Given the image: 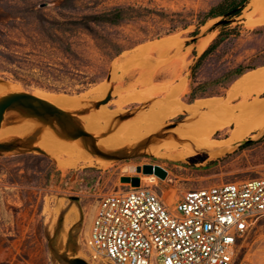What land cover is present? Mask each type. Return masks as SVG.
<instances>
[{
    "label": "rangeland",
    "instance_id": "rangeland-1",
    "mask_svg": "<svg viewBox=\"0 0 264 264\" xmlns=\"http://www.w3.org/2000/svg\"><path fill=\"white\" fill-rule=\"evenodd\" d=\"M218 1L111 0L95 10L137 3L162 9L166 13L183 8L197 13L206 11ZM57 5L58 0H0V81L16 85L23 92L33 95L37 92L61 97L80 96L88 100L93 99V90L98 85L107 84V93L111 91V98L102 105L103 116L111 118L109 112L117 110L118 100L124 98L126 102L113 122L120 127L126 126L162 97L146 102L130 100L136 93H143L144 87L134 84L137 73H122L124 66L136 61L135 53L140 46L175 37L177 41L173 42L177 45L158 64L160 71L153 82L172 81L169 86L180 87L179 99L182 103L192 105L202 101L203 104L194 111L186 110L168 119L166 129L169 131L145 138L134 146L137 149L134 153L122 160H83L61 169L49 154L30 153L24 158H20L21 155L0 156V264H51L42 223V210L47 197L77 199L82 215L77 239L78 258L88 263L83 243L95 206L105 195L141 186L155 192L170 207L190 191L221 183L264 179V131L255 130L243 140L257 141L255 144L238 150L242 144L238 143L212 157L198 140L181 136L177 129L190 122L197 113L209 114L213 107L237 109L233 104L238 100H231L230 95L226 99H198L192 104H187L184 98L189 92L190 68L217 36L219 29L211 28L219 19L207 22L200 29L197 41L190 43L188 33L193 27L161 35L157 39L146 38L142 33L161 31L162 27L157 23L129 22L116 27L89 24L88 28L80 30L67 23L92 14L93 1L79 0L74 9L67 10L58 9ZM256 17L257 14L248 6L242 12L240 22H232L231 27L241 25L240 37L224 42L202 62L195 73L196 84L207 83L210 84L209 89L223 92L222 87L228 81L227 73L238 65L264 68L259 67L264 64V24L248 26V21H255ZM56 27L62 32L55 31ZM67 45L69 52L64 51ZM115 45H119L122 52L109 58L106 55L111 54ZM263 93L254 94L247 101L254 100L252 106L258 103L255 99L262 98ZM96 102H89L80 110L58 108L86 117ZM240 117L243 115H217L218 124L226 126L217 130L210 140L227 139L232 130L227 123L231 121L235 124ZM100 125L104 126V122ZM114 129L115 126L110 125L107 132L110 134ZM171 137L183 146L176 150L166 149L164 146ZM152 144L155 146L151 147ZM188 144L197 145L201 150L195 155L175 160L184 153V145ZM218 159L223 160L209 165ZM235 264H264V217L238 240Z\"/></svg>",
    "mask_w": 264,
    "mask_h": 264
},
{
    "label": "built area",
    "instance_id": "built-area-1",
    "mask_svg": "<svg viewBox=\"0 0 264 264\" xmlns=\"http://www.w3.org/2000/svg\"><path fill=\"white\" fill-rule=\"evenodd\" d=\"M264 217V179L190 191L170 207L129 187L96 204L84 239L88 264H235L237 242Z\"/></svg>",
    "mask_w": 264,
    "mask_h": 264
},
{
    "label": "water",
    "instance_id": "water-1",
    "mask_svg": "<svg viewBox=\"0 0 264 264\" xmlns=\"http://www.w3.org/2000/svg\"><path fill=\"white\" fill-rule=\"evenodd\" d=\"M110 98L111 91L93 108L105 105ZM136 150L126 142H115L90 119L0 81V156L50 154L60 164L98 158L122 160ZM133 182L137 186V180ZM42 223L51 264H88L78 258L82 215L76 198L47 197Z\"/></svg>",
    "mask_w": 264,
    "mask_h": 264
},
{
    "label": "bare ground",
    "instance_id": "bare-ground-1",
    "mask_svg": "<svg viewBox=\"0 0 264 264\" xmlns=\"http://www.w3.org/2000/svg\"><path fill=\"white\" fill-rule=\"evenodd\" d=\"M249 5L253 12L257 14L258 18L256 20L254 19L255 21H248V26L251 28L255 25L264 24V0H251ZM172 38L173 39L166 38L156 43H148L140 46L135 53L137 57L136 61L133 64L125 65L122 70L123 74L137 73L138 78L135 80L134 84L144 87L143 93H136L130 98V100L146 102L158 96L162 97L160 100L154 102L153 107L140 112L130 124L121 127L118 126V123L113 122V120L118 113H120L121 107L125 104L126 101L124 98L118 100L117 110L109 112L112 114L111 118H105L103 116L104 108L102 105H100L98 109L90 110L89 114L86 116V118L99 125L103 121L104 126H100L106 131L110 125L115 126L114 131L110 133V135L115 138V142H126L134 147L149 136L169 131L170 129H166V127L168 126L167 120L171 117L183 113V111L186 110L194 111L202 106V101L195 102L192 105L182 103L179 99L181 93L180 87L178 85L170 87L169 84L172 81L170 83L163 82L160 84L153 82L154 78L160 71L158 64L167 57L172 47L175 44L177 45V43L173 42V40H176L175 37ZM117 79L119 80L118 77ZM103 84L101 86L98 85V88L95 89V91L93 90L95 93L92 100L80 96L61 97L39 94L37 92L34 94L35 96L48 101L57 108L68 107L74 110H80L87 103L100 101L105 97L109 86ZM237 88H250L257 93L261 92L264 88V68L256 69L241 76L237 82ZM84 95L86 96V94ZM249 108L250 109L246 115L236 120L235 126L231 130L229 137L223 141L210 140V137L216 133L217 130L226 126V124H218L219 120L216 116L219 114L231 115L235 112L234 108L213 107L209 114L197 113L190 122L178 126L177 129L181 136L198 140L208 154L214 157L222 150H226V148L242 142L252 131H264V114H259L260 111H264V101L258 102ZM230 123L231 121L227 124ZM150 146L154 147L155 144ZM180 146H183V144L176 138L171 137L164 147L168 150H176ZM184 147L185 150L182 155L177 157H175L176 154L174 155L175 160L182 159L185 156L188 157L195 155L198 150H201L199 146L193 144H188L187 146L184 145ZM78 162L79 161L60 163L58 166L61 169H65L76 165Z\"/></svg>",
    "mask_w": 264,
    "mask_h": 264
},
{
    "label": "trees",
    "instance_id": "trees-1",
    "mask_svg": "<svg viewBox=\"0 0 264 264\" xmlns=\"http://www.w3.org/2000/svg\"><path fill=\"white\" fill-rule=\"evenodd\" d=\"M93 1V13L90 15L82 16L78 21H73L67 23L70 26L84 30L88 28V25L94 26H121L129 22H140V23H157L162 27L161 31L155 33H145L142 32L146 38L157 39L161 35L166 36L177 31H185L189 27H193V30L188 33L190 38V43H195L199 38L200 29L209 21L219 19L218 23L223 22L220 25H213L211 29H219V32L215 39L210 43V45L201 53L193 66L190 68V84L189 92L185 95V102L187 104H192L198 99L204 98H225L227 90L229 87L237 81L244 74L258 69L256 66L249 65H238L235 69L227 73L228 81L225 87H222L223 92H216L209 89L210 84H196L195 73L198 70L202 62L214 52L221 44L227 41L237 40L241 34V25H236L231 27L232 22H240V17L242 12L247 7L249 0H220L215 5L209 7L204 12L195 13L192 10H186L185 8L166 13L162 9H157L156 7H145L142 4H124L115 5L110 8L95 10L102 3L111 0H92ZM139 1V0H134ZM79 0H58V9H74L75 4ZM61 29L56 27L57 32ZM63 32H66L63 30ZM188 45V43H186ZM64 51L69 52L70 48L67 45ZM122 49L119 45H115L111 51V54L106 55L109 58L116 57L120 55ZM261 64L259 67H263ZM264 97V93L261 95ZM264 138V136L262 137ZM257 141L248 140L238 146L239 149H244L248 146L255 144ZM228 155H226L227 157ZM25 155H21L20 158H24ZM223 159H218L211 161L209 165H215L217 162Z\"/></svg>",
    "mask_w": 264,
    "mask_h": 264
},
{
    "label": "crops",
    "instance_id": "crops-1",
    "mask_svg": "<svg viewBox=\"0 0 264 264\" xmlns=\"http://www.w3.org/2000/svg\"><path fill=\"white\" fill-rule=\"evenodd\" d=\"M251 2V0H249V3ZM248 3L247 7L250 6ZM251 8V7H250ZM252 9V8H251ZM253 11V10H252ZM258 18V16L256 17V19ZM239 80V79H238ZM238 80L232 84L230 86V88L227 90V93H226V97L225 99L230 95V99H236L238 100V102L241 100L242 98V101L241 102H236L235 105L233 104V106H235L237 109L235 110V114L236 115H246V113H248L249 111V107L251 106L252 102L254 101H250L248 102L247 99L250 97V96H253L254 94H261L263 91H264V88L261 92L257 93L255 92L253 89H250V88H237V82ZM257 100L258 102H263L264 101V98H259V99H255ZM260 115H263L264 114V111H260L259 112ZM229 126H231V128L233 129L235 124L231 123L229 124ZM255 131H252L251 133H253Z\"/></svg>",
    "mask_w": 264,
    "mask_h": 264
}]
</instances>
